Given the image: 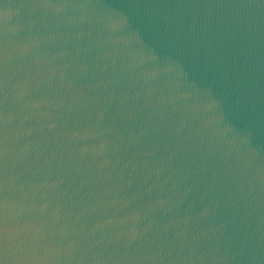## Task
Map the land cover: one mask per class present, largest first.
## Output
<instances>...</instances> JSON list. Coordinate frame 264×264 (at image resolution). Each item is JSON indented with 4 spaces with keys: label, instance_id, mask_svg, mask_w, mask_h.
Wrapping results in <instances>:
<instances>
[{
    "label": "water",
    "instance_id": "95a60500",
    "mask_svg": "<svg viewBox=\"0 0 264 264\" xmlns=\"http://www.w3.org/2000/svg\"><path fill=\"white\" fill-rule=\"evenodd\" d=\"M0 264H264V0H0Z\"/></svg>",
    "mask_w": 264,
    "mask_h": 264
}]
</instances>
